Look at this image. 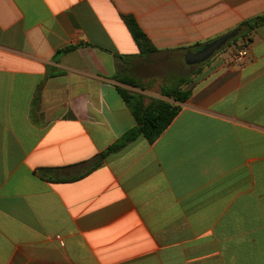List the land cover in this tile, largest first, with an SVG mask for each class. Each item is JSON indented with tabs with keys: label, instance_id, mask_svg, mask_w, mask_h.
I'll return each mask as SVG.
<instances>
[{
	"label": "crops",
	"instance_id": "1",
	"mask_svg": "<svg viewBox=\"0 0 264 264\" xmlns=\"http://www.w3.org/2000/svg\"><path fill=\"white\" fill-rule=\"evenodd\" d=\"M122 15L171 51L264 0H0V264H264V23L179 103L116 79L144 61ZM119 87L181 110L78 178L136 126Z\"/></svg>",
	"mask_w": 264,
	"mask_h": 264
},
{
	"label": "trees",
	"instance_id": "2",
	"mask_svg": "<svg viewBox=\"0 0 264 264\" xmlns=\"http://www.w3.org/2000/svg\"><path fill=\"white\" fill-rule=\"evenodd\" d=\"M122 18L140 50V56L144 59L143 62L147 61L149 58L157 54L179 52L182 54L185 63V54L190 49H201L205 45L197 44L192 47H184L177 50L161 51L153 44L151 39L143 31L133 15H122ZM263 23L264 15L243 22L240 25V33L236 37L231 39L222 49L235 45L240 38H246L248 42L251 41L250 32L255 27ZM248 42L245 41L244 43L240 44L238 49H247ZM74 48L75 46H69L63 50H60L58 54L66 53L70 50H73ZM123 61L126 62L127 58H124ZM185 65L187 64L185 63ZM195 73L196 72L193 71L189 75L180 76L177 79L172 78V80H170V84L169 81L161 87V95L166 98L172 99L175 102H185L191 95V90H186L185 87L190 84V82L192 81V75H194ZM116 79L124 85L142 89L140 79L133 73V69H131L129 66L127 68L119 70ZM118 91L127 104L128 108L132 111L136 120V126L132 130L124 134L119 140L109 146L106 150L98 154L90 162V167L78 178L89 174L95 168L100 166L109 155L120 152L129 143L136 140L138 137L145 138L151 144L154 143L171 125V123L174 121L175 117L181 110V106L179 104L170 102L168 100L148 97L143 93L122 87H119ZM41 177L51 181L55 180L50 177H44V175H41ZM78 178L74 177L67 180H75Z\"/></svg>",
	"mask_w": 264,
	"mask_h": 264
},
{
	"label": "rangeland",
	"instance_id": "3",
	"mask_svg": "<svg viewBox=\"0 0 264 264\" xmlns=\"http://www.w3.org/2000/svg\"><path fill=\"white\" fill-rule=\"evenodd\" d=\"M222 48L216 51L212 57L221 52V50H224ZM196 67L197 64L185 65L181 53L168 52L154 55L143 62L137 68L135 75L140 79L142 89L161 91V87L172 80V78L177 79L180 76L189 75Z\"/></svg>",
	"mask_w": 264,
	"mask_h": 264
},
{
	"label": "water",
	"instance_id": "4",
	"mask_svg": "<svg viewBox=\"0 0 264 264\" xmlns=\"http://www.w3.org/2000/svg\"><path fill=\"white\" fill-rule=\"evenodd\" d=\"M239 29L222 35L219 38L205 44L200 50L196 52L189 51L185 55V63L187 65L200 64L211 58L216 51L221 49L226 43L239 34Z\"/></svg>",
	"mask_w": 264,
	"mask_h": 264
},
{
	"label": "built area",
	"instance_id": "5",
	"mask_svg": "<svg viewBox=\"0 0 264 264\" xmlns=\"http://www.w3.org/2000/svg\"><path fill=\"white\" fill-rule=\"evenodd\" d=\"M248 54V50L247 49H242L238 52V56L239 57H245Z\"/></svg>",
	"mask_w": 264,
	"mask_h": 264
}]
</instances>
